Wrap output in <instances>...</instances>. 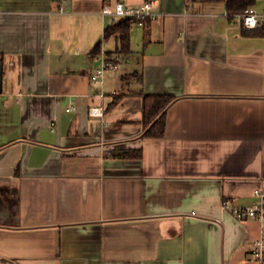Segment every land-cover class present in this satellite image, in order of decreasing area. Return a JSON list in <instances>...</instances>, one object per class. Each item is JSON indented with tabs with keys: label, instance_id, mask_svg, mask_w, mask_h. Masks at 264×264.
Listing matches in <instances>:
<instances>
[{
	"label": "crops",
	"instance_id": "obj_1",
	"mask_svg": "<svg viewBox=\"0 0 264 264\" xmlns=\"http://www.w3.org/2000/svg\"><path fill=\"white\" fill-rule=\"evenodd\" d=\"M146 1L132 51L92 81L118 44L103 5ZM0 68V264H258L264 223L221 202L264 190V36L224 1L0 0ZM139 91L173 96L163 136Z\"/></svg>",
	"mask_w": 264,
	"mask_h": 264
},
{
	"label": "trees",
	"instance_id": "obj_2",
	"mask_svg": "<svg viewBox=\"0 0 264 264\" xmlns=\"http://www.w3.org/2000/svg\"><path fill=\"white\" fill-rule=\"evenodd\" d=\"M195 1H224L226 13L229 17L237 16L245 9L250 8L256 0H195ZM134 20L131 18H120L117 21L112 22L105 28V35L117 34V48L115 51L106 52V60L116 64L119 57H125L132 49L130 45V30ZM242 32L246 35H259L264 36V19L255 28H246L241 24ZM94 54L100 53V44H97L93 49ZM116 54V55H115ZM135 78L137 82H140L142 76L139 72H134L128 78ZM127 78V79H128ZM142 96V124L145 128L144 134L150 137H161L164 135L165 128V109L173 100V96L170 94H143L141 91L136 92ZM126 92H119L114 94L113 100L108 105L113 106L119 101ZM121 157H139L141 156V150L122 149L114 153Z\"/></svg>",
	"mask_w": 264,
	"mask_h": 264
},
{
	"label": "built area",
	"instance_id": "obj_3",
	"mask_svg": "<svg viewBox=\"0 0 264 264\" xmlns=\"http://www.w3.org/2000/svg\"><path fill=\"white\" fill-rule=\"evenodd\" d=\"M153 3V1H146L139 6H126L122 2L105 3L101 12L113 18H131L134 20V23L142 26L148 18L155 16L152 12ZM237 17L246 28H255L264 19V11L257 13L250 7L238 14ZM116 67V64L106 59L101 60L95 66L90 78L96 82L102 77L106 69H115ZM70 109H74V106L67 107V110ZM88 112L93 116L103 114L101 106H90ZM254 195L257 199L250 205H237L232 203L230 199H224L221 202V208L222 210H228L238 220L256 219L264 223V190L256 188L254 189ZM249 254L258 264H264V227L259 238L254 241L253 246L249 250Z\"/></svg>",
	"mask_w": 264,
	"mask_h": 264
},
{
	"label": "water",
	"instance_id": "obj_4",
	"mask_svg": "<svg viewBox=\"0 0 264 264\" xmlns=\"http://www.w3.org/2000/svg\"><path fill=\"white\" fill-rule=\"evenodd\" d=\"M0 91H1V68H0Z\"/></svg>",
	"mask_w": 264,
	"mask_h": 264
}]
</instances>
